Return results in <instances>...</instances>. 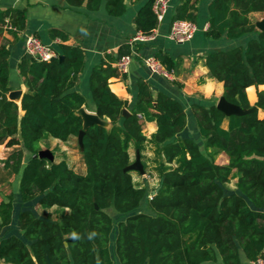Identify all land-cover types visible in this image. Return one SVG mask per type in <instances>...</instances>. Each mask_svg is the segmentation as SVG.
<instances>
[{"label": "trees", "instance_id": "obj_1", "mask_svg": "<svg viewBox=\"0 0 264 264\" xmlns=\"http://www.w3.org/2000/svg\"><path fill=\"white\" fill-rule=\"evenodd\" d=\"M65 1L98 10L103 0ZM154 1L147 0L137 12V31L150 34L158 27ZM199 1L180 0L171 23L176 19L197 23ZM126 8V0L106 1L110 15H122ZM262 11L264 0H211L208 5L207 38L253 34L245 45L205 55L211 77L224 84L225 99L243 109L251 108L250 100L256 99L253 85L264 89V30H258L250 17ZM25 28L26 9H0V144L17 146L3 165L9 173L20 174L24 203L35 201L43 208L69 211L57 219L32 209L20 211L23 238L13 234L0 239L5 264H114L110 250L114 230L120 264H214L219 259L221 264H243L241 252L250 261L264 256V117L258 111L264 112V90L257 91L258 109L243 115H227L215 103L193 104L202 146L192 138L172 141L186 127L184 106L165 92L155 93L140 78L135 107L120 125L129 102L111 90L109 80L118 74L112 63L131 53L130 43L123 44L90 73L94 111L102 119L109 118L111 126L93 124L85 130L80 148L87 171L77 172L66 159L50 161L36 154L44 139L67 141L83 129L77 110L87 104V98L74 88L84 68V50L60 43L55 48L57 57L50 61L24 54L18 69L26 78L27 90L19 107L8 97L10 49L2 35L8 31L18 38ZM51 35L68 39L57 28L51 29ZM155 57L176 72L178 60L161 51ZM142 116L157 122L149 140ZM148 141L164 155L160 187L152 199L146 187L135 183L134 171H124L132 163L131 146L141 151ZM217 152H225L229 162L217 163ZM234 175L236 189L229 186ZM13 198L11 194L0 203V234L12 222ZM145 202L148 211L141 209ZM116 215H123L117 223Z\"/></svg>", "mask_w": 264, "mask_h": 264}, {"label": "crops", "instance_id": "obj_2", "mask_svg": "<svg viewBox=\"0 0 264 264\" xmlns=\"http://www.w3.org/2000/svg\"><path fill=\"white\" fill-rule=\"evenodd\" d=\"M106 1H102L98 10H90L85 4L74 7L69 5L65 0H0V9L2 10L8 8L26 9V28L22 33L18 34V38H15L8 31H4L2 35V41L10 49V92L20 91L18 98L14 99L19 107L21 105V98L27 90V82L26 78L18 69V63L21 57L26 54L25 37L29 34H34L44 43L50 44L54 48L58 47L60 43H66L78 45L84 50L85 64L82 72L78 75L74 90L79 91L87 98V104L82 107L87 112L96 113L94 111L89 84L90 73L94 66L103 60H107L109 55H116L123 44L129 43L130 39L137 32L134 18L147 0H126V11L119 16L108 14ZM210 1L200 0L198 2L197 23L199 30L194 38L185 43H176L168 38V33L172 14L180 0H172L169 14L154 29V38L145 42H139L140 44L137 49L138 55L133 58L128 72L125 74L118 72L117 75L109 80L111 90L121 99L129 102L126 108L130 112L135 107L138 90L137 82L140 78L148 81L155 93L162 91L179 100L186 111L187 124L172 141L178 137L192 138L202 146L204 141L200 135L192 106L196 103H204L207 105L212 103L217 104L224 93L223 82L211 77L209 69L205 65V55L209 51L245 45L247 40L253 35H246L237 39H230L227 36H223L220 39L207 38L203 28L205 24H208V5ZM257 13L260 12L251 13V19L252 15ZM53 28L67 33L68 39L63 41L60 37L53 38L51 35V29ZM160 51L169 54L173 59L180 62L176 72H174L173 80L152 73L145 66L144 59L148 56H156ZM253 86L256 88V99L254 101L250 100V102L252 106H255L257 90L262 85ZM258 111L260 114L262 113V116L259 117L263 118L264 112L261 109H258ZM19 113L20 115L23 114L21 108H19ZM104 120L109 123L108 127H110L111 123L109 118H105ZM142 126L143 132L148 140L156 132L158 127L155 120H147L145 116H142ZM74 137H71L67 141L48 137L45 139L49 141V147H46V149H50L53 153L54 151L58 152L57 157L54 154L55 161L66 159L74 170L86 173L87 168L82 159L80 145L79 155L70 157L71 151H69V147ZM43 144L41 142V146ZM16 147L15 145L7 146L6 143L0 144V203L2 201H8L11 194L14 197L12 222L3 228L0 239L13 234L23 238L19 227L18 214L24 209H32L43 217H50L48 214L49 211H56L59 216L69 211L68 208L61 209L57 206L43 208L35 201L27 203L22 201L20 196V174H11L3 166L5 158ZM55 148L56 150H54ZM158 149V146L148 141L141 150L142 162L144 160L146 161V173L145 175L136 171L133 173L135 183L141 187H146L148 198L150 194L157 192L161 183L160 164L164 160V155ZM130 153L133 161L136 154L134 145L131 146ZM215 160L220 164H227L229 162L228 155L225 152L215 153ZM232 181L229 183L230 188L236 189L237 177L235 175ZM141 209L148 211L147 202L144 203ZM113 253L111 255L114 264H120L118 259L114 258ZM240 258L243 264H253L252 261L246 258L243 252L240 253ZM0 264H5L4 259L0 258ZM214 264H221V260L219 259Z\"/></svg>", "mask_w": 264, "mask_h": 264}, {"label": "built area", "instance_id": "obj_3", "mask_svg": "<svg viewBox=\"0 0 264 264\" xmlns=\"http://www.w3.org/2000/svg\"><path fill=\"white\" fill-rule=\"evenodd\" d=\"M172 0H155L153 4V11L156 14L158 23L160 24L169 14L171 9ZM209 24L204 25V30L208 28ZM8 28H11L10 26ZM199 30V26L196 22L190 19H176L174 20L169 29L168 38L176 43H185L192 38ZM154 38V30L150 34H144L137 31L136 34L130 39L131 53L124 54L118 58L113 66L117 68L118 72L125 74L128 72L129 66L133 58L138 55L136 44L139 42H145ZM25 51L40 61H50L52 58L57 57L58 53L56 49L50 45L44 43L38 36L29 34L25 37ZM145 66L150 72L159 74L170 80L174 79V73L168 70L162 62L155 56H148L144 59ZM154 194L149 195V199H152ZM253 264H264V256H259L252 261Z\"/></svg>", "mask_w": 264, "mask_h": 264}, {"label": "water", "instance_id": "obj_4", "mask_svg": "<svg viewBox=\"0 0 264 264\" xmlns=\"http://www.w3.org/2000/svg\"><path fill=\"white\" fill-rule=\"evenodd\" d=\"M256 26L259 30H264V18L262 20H259L256 22ZM63 56H60V59H62ZM20 95V91H12L9 93V98L11 100H14L18 98ZM217 108L221 111H223L225 114L230 115V114H238V115H243L248 112L257 110V106H252L249 109H243L240 106L231 103L225 99V97H221L219 101L216 104ZM77 113L80 114L83 118V129L80 131L79 135L77 136L79 145H83V137L85 130L93 124H99L108 127L109 123L105 121L104 119L100 118L97 113H92V112H87L84 107H81L80 109L77 110ZM130 114V111L127 108L123 109V115L121 116L119 120V124L123 125L125 117ZM19 138L22 140V135L19 133ZM40 158H46L49 159L50 161L55 160L54 153L50 149H40L38 153L36 154ZM136 171L139 172L142 175H145L146 169L144 167V163L142 162L141 158V151L140 149H136V154H135V159L132 161L131 164L127 165L124 168V171ZM95 208L98 209L99 206L97 203H95ZM49 264H52L49 261Z\"/></svg>", "mask_w": 264, "mask_h": 264}, {"label": "rangeland", "instance_id": "obj_5", "mask_svg": "<svg viewBox=\"0 0 264 264\" xmlns=\"http://www.w3.org/2000/svg\"><path fill=\"white\" fill-rule=\"evenodd\" d=\"M264 18V11H262V12H260V13H257V14H253L252 15V19H253V21H255V22H257L258 20H261V19H263ZM256 25V24H255ZM256 28H257V26H256ZM258 29V28H257ZM259 30V29H258ZM258 90H264L262 87L261 88H259ZM257 90V91H258ZM252 104V103H251ZM259 116H262V113L260 114L259 113ZM72 142V144H71V146L69 147V151H71L70 152V157L72 158V157H74V156H78L79 155V144H78V138L77 137H74L73 138V140L71 141ZM42 143H44L43 144V146H41V148L42 149H46V147H49V141H47V140H43L42 141ZM54 150H56V148L54 149ZM54 154H55V156L57 157L58 156V152H56V151H54ZM144 165L146 166V161L144 160ZM4 166V165H3ZM78 172H80V171H78ZM232 181V180H231ZM233 182V181H232ZM230 186V185H229ZM231 187V186H230ZM49 216L50 217H53V218H55V217H58L59 216V214H58V212H56V211H49ZM123 218V215H116L115 216V223H117V221H119L120 219H122ZM113 237H115V230H114V232L111 234V241H110V250H111V253L112 252H114L113 253V255H114V258L115 259H117V257H116V252H115V242H114V238Z\"/></svg>", "mask_w": 264, "mask_h": 264}]
</instances>
